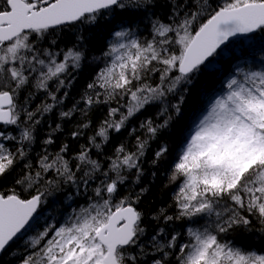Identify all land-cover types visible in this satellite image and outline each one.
I'll use <instances>...</instances> for the list:
<instances>
[{
    "label": "snow or ice",
    "instance_id": "obj_1",
    "mask_svg": "<svg viewBox=\"0 0 264 264\" xmlns=\"http://www.w3.org/2000/svg\"><path fill=\"white\" fill-rule=\"evenodd\" d=\"M137 15L149 37L122 21L105 66L71 97L88 33ZM202 97L170 166L172 206L145 211L150 144L157 167ZM76 116L68 135L85 143L56 146ZM123 131L134 143L113 144ZM90 187L62 223L44 216ZM0 264H264V0H0Z\"/></svg>",
    "mask_w": 264,
    "mask_h": 264
},
{
    "label": "trees",
    "instance_id": "obj_2",
    "mask_svg": "<svg viewBox=\"0 0 264 264\" xmlns=\"http://www.w3.org/2000/svg\"><path fill=\"white\" fill-rule=\"evenodd\" d=\"M161 15H163V10H157ZM118 20V19H117ZM112 25L111 29L105 27H98L94 29L92 32H89L88 35L93 37L92 42L89 44V55L87 64L80 70L77 75L76 83L73 86L71 91V97L76 99L79 98V94L83 91L85 85L91 81V79L96 75V73L105 66L106 60L102 58V53L107 51V46L111 44L114 40L113 35L111 34L114 31H118L121 22H125L127 25L138 27V34L143 39L149 37L150 32V24L147 18L142 16L128 17L123 16L121 19ZM117 23V24H116ZM73 32L68 33L65 36V41L70 46L71 41L68 37L74 34ZM67 39V40H66ZM62 47L64 44L61 45ZM242 46L237 44V54H239V49ZM247 59L251 62L252 57L249 56ZM256 59L259 61L260 54H256ZM235 63V61H233ZM244 66V65H242ZM251 66V63L248 65ZM127 99V98H126ZM202 101L206 102V98L202 97L199 100L193 99L189 102L185 109V118L176 128L172 129L169 134H167V140L170 144L171 151L169 157L157 167H153L150 164V160L152 158L153 152L157 148V142L153 141L150 144L149 151L145 155V176L142 178V185H150L149 193L142 199L140 203V207L148 212H155L159 208L168 207L171 208L173 203V197L175 195L176 185H168L167 177L171 172V164L175 161L176 153L179 149L180 142L183 140V136L187 134V128L192 125L193 120L199 115L200 109L202 107ZM39 98L36 100V103H39ZM72 99L66 100L65 104L67 107H71ZM115 106V105H113ZM66 110V109H65ZM158 111V106H152L148 110L143 111V114H137L136 117L132 118L130 122V128L136 127L139 128L140 122L143 121L147 117H154ZM193 112V113H192ZM106 113V108L101 111H96L92 113L93 120L101 119L103 114ZM50 121H54L53 127L55 126V122H59L58 116H50L48 117ZM77 120H79V116H76L73 120L65 122L63 125L64 131L57 133L56 146H58L61 142L70 143L73 150L77 149L80 144L85 143V138H81L80 140H74L69 137V132L74 128ZM47 131V125H44L41 130V135L43 136L44 132ZM91 131L86 132L87 135H91ZM128 140L131 143H134V140L128 137V131H123L122 134L118 136L117 139L113 140V144L118 141ZM172 142V143H171ZM108 151H111L112 145L107 146ZM37 150H39L37 148ZM52 150H56L55 147ZM154 173V175H153ZM94 186V185H93ZM129 186H125V188L121 189L122 193L127 192ZM66 192H73L74 190L70 187H66ZM91 187L87 194H81L79 196H74L72 201H67L63 194H59L57 199L47 205L44 206V216L45 217H53L58 222L62 223L66 218L67 214L71 212V209L76 208L79 209L82 206H85L88 202V197H91ZM171 214V211H170ZM43 223V221H41ZM203 222V221H201ZM149 223V227H151V223ZM184 223V221H177L176 227L178 230L185 231L186 227L189 225H185V229H179V225ZM248 243L247 241H244ZM254 243L260 244L259 237H254Z\"/></svg>",
    "mask_w": 264,
    "mask_h": 264
},
{
    "label": "bare ground",
    "instance_id": "obj_3",
    "mask_svg": "<svg viewBox=\"0 0 264 264\" xmlns=\"http://www.w3.org/2000/svg\"><path fill=\"white\" fill-rule=\"evenodd\" d=\"M118 20H119V19H118ZM118 20H117V21H118ZM118 22H119V21H118ZM116 24H117V23H116ZM66 40H67V39H66ZM192 113H193V112H192ZM171 143H172V142H171Z\"/></svg>",
    "mask_w": 264,
    "mask_h": 264
}]
</instances>
